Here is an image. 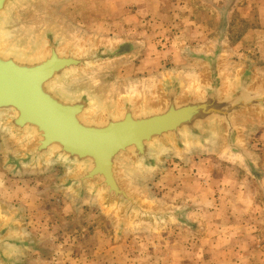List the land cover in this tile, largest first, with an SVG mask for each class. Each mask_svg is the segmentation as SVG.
I'll use <instances>...</instances> for the list:
<instances>
[{"label": "water", "instance_id": "1", "mask_svg": "<svg viewBox=\"0 0 264 264\" xmlns=\"http://www.w3.org/2000/svg\"><path fill=\"white\" fill-rule=\"evenodd\" d=\"M61 1L0 0V131L20 165L65 168L62 190L110 213L116 238L129 225L183 218L140 183L165 155L216 151L252 170L246 138L264 125V70L228 59L226 22L207 45L186 50L190 67L109 85L106 70L138 45L78 32L51 13ZM22 213L0 208V264H21L31 250Z\"/></svg>", "mask_w": 264, "mask_h": 264}, {"label": "rangeland", "instance_id": "2", "mask_svg": "<svg viewBox=\"0 0 264 264\" xmlns=\"http://www.w3.org/2000/svg\"><path fill=\"white\" fill-rule=\"evenodd\" d=\"M51 13L86 36L138 45L106 70L109 85L190 67L185 49L207 45L223 22L228 59L264 70V0H64ZM11 140L0 131V208L23 210L33 245L21 264H264V126L247 134L252 170L216 151L165 155L162 169L140 183L183 218L129 225L119 238L110 213L62 190L65 168L30 171Z\"/></svg>", "mask_w": 264, "mask_h": 264}, {"label": "crops", "instance_id": "3", "mask_svg": "<svg viewBox=\"0 0 264 264\" xmlns=\"http://www.w3.org/2000/svg\"><path fill=\"white\" fill-rule=\"evenodd\" d=\"M216 34H217V32H216ZM216 34H215V35H216ZM193 48H194V47H191V48H190V46H188L187 49H185V51L188 50V49H193ZM194 49H195V48H194ZM184 68H188V66H185ZM258 126H259V127H260V126L262 127V126H264V125H258ZM229 161H230V160H229Z\"/></svg>", "mask_w": 264, "mask_h": 264}]
</instances>
